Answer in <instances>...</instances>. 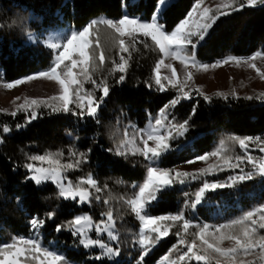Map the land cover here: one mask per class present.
Here are the masks:
<instances>
[{
	"label": "trees",
	"instance_id": "trees-1",
	"mask_svg": "<svg viewBox=\"0 0 264 264\" xmlns=\"http://www.w3.org/2000/svg\"><path fill=\"white\" fill-rule=\"evenodd\" d=\"M156 3L157 0H0V75L11 81L48 66L52 51L40 41H30L29 33L41 35L63 26L78 29L92 19L119 18L126 11L131 16L149 18ZM195 3L196 0L172 2L164 14L167 29L172 30L186 18ZM101 44L108 59L103 71L97 72L94 78H106L111 90L99 112V124L91 118L51 113L47 108L39 109L38 119L31 123L26 122L23 112L15 117L0 112V242L8 241L12 236L30 235L33 230L30 220L38 217L45 220V225L40 229L43 241L55 243L71 262L140 264L141 248L137 242L140 222L121 197H130L133 186L144 180L147 161L142 156H117L109 149H114L124 138L126 127L129 132L133 124L144 128L149 117L157 114L176 93L171 89L159 92L155 85L148 87L154 65L161 56L150 40L148 47L136 44L126 79L119 84L116 81L120 73L109 75L108 71L112 67L111 60H118L117 49L113 47L111 35L103 28ZM262 50L264 5H257L220 17L206 41L198 47L197 58L202 62H213L228 55L246 57ZM91 87V84H85V88ZM210 97L209 102L201 95L192 94L190 100H182L175 108L169 109L170 116L181 122L189 117L193 107L196 113L189 121V131L185 136L173 141V151L163 158V167L180 170L189 165L185 161L213 151L222 139L230 135L264 137V101L245 99L246 96H228V99L216 95ZM18 124L24 126L18 128ZM4 125L11 130L3 133ZM71 147L84 152L91 149V152L87 163L66 173L67 179L75 183L79 178L91 174L101 186L107 185L99 195L102 200L109 199V204L93 199L90 204L79 205L76 201L59 197L54 184L36 185L26 178L30 175L25 167L30 162L29 156L63 151L64 162H67ZM230 147L234 154H241L238 145ZM251 154L261 155L258 150ZM215 162V158L207 162L197 161L194 171ZM248 170L250 168L246 167L245 171ZM237 174L238 169L227 170L185 184H174L150 207V213L166 215L183 211L190 219L192 210L196 208L198 218L216 225L264 204V177L256 176L235 187L217 189L215 195L208 193L207 196L212 197L210 208L191 206L195 202L194 193L204 180L225 181L230 175ZM109 209L113 212L118 235L115 249L119 257L115 262L105 258L88 259L86 252L78 251L82 249L78 237L73 236L67 228L55 230L57 225L66 224L81 213L89 214L94 222H98L101 213ZM50 212L54 213L52 219L46 215ZM176 230L175 227L171 229L168 239L144 259V264L156 262L178 242L179 238L172 234ZM261 234H264V230H261ZM187 239L190 241L192 237L188 236Z\"/></svg>",
	"mask_w": 264,
	"mask_h": 264
},
{
	"label": "snow or ice",
	"instance_id": "snow-or-ice-1",
	"mask_svg": "<svg viewBox=\"0 0 264 264\" xmlns=\"http://www.w3.org/2000/svg\"><path fill=\"white\" fill-rule=\"evenodd\" d=\"M204 0H196L194 7L187 13V17L179 21L172 30H168L164 23V14L170 6L169 0H157L153 13L148 19L137 16L122 15L119 18L99 17L92 19L81 28H71L66 34L57 36L52 34L45 41L48 49L52 51L50 62L45 69L30 73L24 77L8 81L0 75V88L12 90L20 85L42 80L54 82L58 86L56 94L48 97H23V102L17 104L21 97L12 101L15 110L7 112L12 117L19 112L26 114V122L31 123L38 119L39 109L47 108L51 113H66L79 118H91L100 123L99 112L106 98L110 95V85L106 78L99 80L94 76L103 71L108 59L101 44V28L108 32L117 49V59H112L109 75L120 73L116 83H123L129 69L133 50L136 44L141 43L148 47V41L161 54L154 65L153 74L148 87L155 85L159 92L174 90L176 95L164 105L155 116H150L149 123L144 128L130 125L131 132L126 127L124 138L115 146L117 156H142L145 165L144 180L133 186V194L124 198L129 211L139 220L140 231L138 244L141 248L140 264L159 242L172 233L177 236L178 244L173 245L168 254L164 255L159 264H182L195 260L197 264H264V204L244 212L239 217L225 223L212 225L209 223H194L186 218L183 211L175 214L152 215L149 212L151 205L158 200L160 194L171 188L174 184H185L188 181L200 180L209 175L227 170H239V174L230 175L225 181L204 180L202 186L195 191V207L205 194L217 189L232 188L241 182L252 180L254 177H264V137L230 135L222 139L211 152L195 157L185 163L193 164L197 161H209L215 158L216 162L208 164L194 172L181 171L176 168H165L160 162L166 154L173 151V141L185 136L189 131V121L196 113L193 107L191 114L182 122L170 116L169 109L175 108L182 100H190L192 93L203 96L204 100L211 101L212 97L205 95L201 86L191 87L194 83V72H207L224 65L246 66L253 69L260 80L264 81V69L257 66L256 61H264V50L256 51L246 57L228 55L212 63H204L197 58V48L206 41L210 30L222 16H228L246 7L264 5V0H219L216 6H203ZM15 23V22H14ZM29 40L35 41L37 37L28 34ZM179 61L183 68V76H178L177 69L171 62ZM168 69L170 75H162L161 69ZM194 70V71H193ZM91 84V89L85 88ZM97 93H100L97 95ZM239 98L233 90L230 94L217 92L216 96L228 99ZM245 99H258L264 101V92L256 96H246ZM24 125L18 124L20 128ZM11 129L4 125L2 132ZM2 142V141H0ZM238 145L241 154H234L230 147ZM258 150L261 155L251 153ZM87 152L79 151L75 147L68 149V160L64 162V152H45L31 155L29 163L25 165L30 175L26 177L36 185L51 182L58 189L59 197L65 200L76 201L80 204H90L93 199L109 204V199L99 195L107 185L100 183L91 175L79 178L73 183L68 180L66 173L76 170L87 163ZM248 167L250 170L245 171ZM52 219L54 213H47ZM45 225V220L34 217L30 220V227L39 230ZM67 228L73 236L79 238V243L85 248L98 247L102 253L96 256L101 260L103 256H115L117 251L109 247L102 239L93 238L89 233L95 232L99 237L107 234L112 241L118 239L115 232V219L111 209L101 213V219L94 222L88 214L74 217L66 224L56 226V231ZM188 236L192 239L189 241ZM198 241V242H197ZM225 241L230 246H224ZM179 245L186 250L180 251ZM173 252L176 253L172 259ZM251 259H248V258ZM0 264H70L66 256L52 248L45 247L40 239L34 237L12 236L8 241L0 242Z\"/></svg>",
	"mask_w": 264,
	"mask_h": 264
},
{
	"label": "rangeland",
	"instance_id": "rangeland-1",
	"mask_svg": "<svg viewBox=\"0 0 264 264\" xmlns=\"http://www.w3.org/2000/svg\"><path fill=\"white\" fill-rule=\"evenodd\" d=\"M127 1H130V0H127ZM132 1L138 2L139 0H132ZM174 1L175 0H169V3L171 4ZM218 2H219V0H204L203 6H211L214 8ZM125 14L131 16L130 14H128L127 11L125 12ZM137 17H140V16H137ZM144 19H148V18H144ZM71 28H74V27H72V26L57 27V28L52 29L48 32L42 33L41 35H34L35 37H37V40H35V41H40L46 46L45 41L47 39H50L52 34H56L57 36H62L64 34H66V32H68L69 30H71ZM30 41H32V40H30ZM35 41H32V42H35ZM165 62L166 63L171 62L173 64V67H175L177 69L178 76H180V77L183 76V74H184L183 68L179 64V61H168V60H166ZM204 63H212V62H204ZM256 63H257L258 67H261L262 69H264V61L257 60ZM161 73H162V75H170V71L168 69H164V68L161 69ZM196 86H201L204 94L208 95V96L216 95L217 92H224V93L230 94L233 90H235L238 97H240V96H253L254 97L258 93L264 92V81L260 80V78L256 75L255 70L249 69L246 66L236 67L235 65H231V64L224 65V66H221V67H218L215 69H209L207 72H203V71L194 72V83L191 84V87L195 88ZM57 91H58V86L54 82L42 81V80H37V81H33L31 83H28V84L20 85L17 88H14L12 90H5L3 88H0V109H6L7 111L15 110L16 105L13 104L12 101L16 97H21V100L17 101V104H19V103L23 102V97H25V96L44 98V97H48V96L56 94ZM192 94L196 95L195 92H193ZM229 96H231V95H229ZM155 115H153V116H155ZM148 123H149V119H148L147 123L145 124V126ZM196 165H197L196 163L189 164L187 166L181 167L180 170L193 172ZM160 166H162V161L160 162ZM46 183H51V182L49 181V182H45L43 184H46ZM43 184H41V185H43ZM173 186L171 188H173ZM171 188H169V189H171ZM215 191L207 192L205 194V196L202 198V200L196 205H204L208 208L212 207L211 206L212 205L211 204L212 197H208L207 195H208V193H213V195H215ZM159 198H160V196H159ZM159 198H158V200H159ZM157 201H155L153 204H155ZM78 204L83 205L80 203H78ZM149 212H150V210H149ZM82 214H87V213H81V214H78L77 216L82 215ZM190 217H191L190 219L194 223H197V222L206 223L203 220H201L200 218H198V213L196 211V208H194L192 210V214ZM115 232H116V229H115ZM116 234H117V232H116ZM89 235H91L93 238L102 239L106 244H108L109 247H112V248H114V250H116L115 244H116L117 240L116 241L109 240L107 238L106 233L103 234L102 236L98 237L95 234V232L93 231V232L89 233ZM22 237H26V238L27 237L37 238L38 237L40 239L41 243L45 247L52 248V249H54V250H56V251H58V252H60L66 256L65 252L62 249L58 248L55 243H53L51 241H48V242L43 241L42 233H41L40 229L39 230H32L30 235L22 236ZM168 237L162 239L159 242V244H157L152 249V251L149 253L148 256H150L154 252V250L159 247V245L162 242L166 241L168 239ZM177 244H178V242L175 245H177ZM80 246L82 247V249H78V251L86 252L89 256L88 259H92V260L96 259V256L100 255L103 251L102 249H100L98 247L85 249L81 244H80ZM224 246H226V247L230 246V242L225 241ZM170 249H172V248H170ZM179 249H180V251L186 250L183 245H179ZM169 250L166 251L164 255L168 254ZM117 253H118V251H117ZM148 256H146L145 259ZM118 257H119V253L115 256L105 255L102 258L108 259L110 262H115L118 259ZM175 257H176V253L173 252L171 258L175 259ZM161 258L152 264H159ZM70 263L71 264H77V263L71 262V261H70ZM200 263H203V262H200ZM182 264H197V262L195 260H192L190 262H187V261L182 262Z\"/></svg>",
	"mask_w": 264,
	"mask_h": 264
}]
</instances>
